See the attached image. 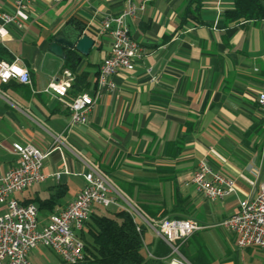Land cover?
Here are the masks:
<instances>
[{"label":"crops","instance_id":"crops-1","mask_svg":"<svg viewBox=\"0 0 264 264\" xmlns=\"http://www.w3.org/2000/svg\"><path fill=\"white\" fill-rule=\"evenodd\" d=\"M126 1L32 0L27 19L6 25L0 58L21 57L32 82L0 80V169L17 164L14 141L49 152L47 178L15 193L39 206L44 200L42 222L85 186L82 155L148 216L193 217L206 225L202 232L220 238L219 222L264 184V18L229 20L225 11L235 0H145L128 17L142 49L135 68L120 69L116 88L102 93L88 121L69 129L67 101L82 91L95 93L100 65L112 50L113 35L102 31V19L122 11ZM0 9L14 12L15 0H0ZM68 23L85 26L95 39L89 54L51 51ZM64 69L74 79L63 99L46 88L64 78ZM52 132L63 134V148ZM204 157L235 180V193L212 200L197 189L192 174ZM102 209L95 205L93 211ZM6 210L0 203V213Z\"/></svg>","mask_w":264,"mask_h":264},{"label":"built area","instance_id":"built-area-1","mask_svg":"<svg viewBox=\"0 0 264 264\" xmlns=\"http://www.w3.org/2000/svg\"><path fill=\"white\" fill-rule=\"evenodd\" d=\"M31 2L15 0L14 12L0 9V34L5 31L7 24L15 22L20 25L21 20L29 17ZM144 3L145 0H127L119 13L104 15L102 31L112 33V50L100 65L95 93L82 91L67 101L71 110L69 129L88 121L102 93L116 88L114 75L120 69L135 68L142 49L132 36L128 17L135 16ZM10 79L32 82L30 69L19 56L13 60L0 58V80L7 82ZM73 79L72 71L64 69V78L51 80L46 90L64 99ZM259 102L264 107V91L259 95ZM52 136L56 147L61 149L67 144L62 133L52 132ZM13 149L19 155L17 164L0 169V203L7 208L0 213V264H31V251L39 244L50 247L68 262L75 263L84 259L85 242L78 231L83 228L95 205H115L126 209L132 214L140 231L142 223L155 230L157 236L162 237L172 248L173 256L169 264H194L181 251L180 246L194 232L206 227L202 221L193 217L148 216L138 202L98 163L82 155L88 168L84 173L85 186L65 208L51 213L48 221L42 222L38 205L33 201H21L15 193L47 178L43 160L49 152L40 150L32 143L19 141L13 142ZM55 174L60 177L61 171ZM192 181L199 191L212 200L237 190L235 180L212 166L205 157L195 168ZM219 223L236 233L240 248L264 247V184L254 196L241 199L238 210Z\"/></svg>","mask_w":264,"mask_h":264},{"label":"trees","instance_id":"trees-1","mask_svg":"<svg viewBox=\"0 0 264 264\" xmlns=\"http://www.w3.org/2000/svg\"><path fill=\"white\" fill-rule=\"evenodd\" d=\"M225 15L232 21L264 18V0H235L234 7L226 9ZM75 58L76 53L68 51V60L75 61ZM44 203L42 200L39 209ZM111 206L115 210H111ZM111 206H103L107 211L94 210L79 229L78 234L85 242L84 259L72 263L59 257L49 264H169L173 256L171 246L158 236L147 243V225L142 223L140 231L128 210ZM180 247L194 264H209L214 259L202 230L190 235Z\"/></svg>","mask_w":264,"mask_h":264},{"label":"rangeland","instance_id":"rangeland-1","mask_svg":"<svg viewBox=\"0 0 264 264\" xmlns=\"http://www.w3.org/2000/svg\"><path fill=\"white\" fill-rule=\"evenodd\" d=\"M110 209L115 210V207L111 206ZM216 229L221 239L214 232L208 230L203 232L214 258L209 264H264V247L240 248L234 231L224 226ZM155 233L152 228H147L145 232L147 243L155 240ZM32 253L30 260L34 264H49L59 260L50 247L43 244L35 246Z\"/></svg>","mask_w":264,"mask_h":264},{"label":"water","instance_id":"water-1","mask_svg":"<svg viewBox=\"0 0 264 264\" xmlns=\"http://www.w3.org/2000/svg\"><path fill=\"white\" fill-rule=\"evenodd\" d=\"M94 43L95 39L85 31V26L77 27L68 23L54 36L50 49L61 56H66L68 48L89 54Z\"/></svg>","mask_w":264,"mask_h":264},{"label":"snow or ice","instance_id":"snow-or-ice-1","mask_svg":"<svg viewBox=\"0 0 264 264\" xmlns=\"http://www.w3.org/2000/svg\"><path fill=\"white\" fill-rule=\"evenodd\" d=\"M16 71H19L18 69Z\"/></svg>","mask_w":264,"mask_h":264}]
</instances>
